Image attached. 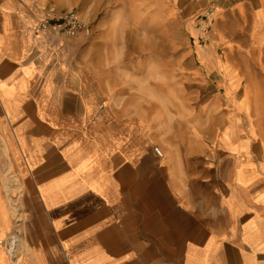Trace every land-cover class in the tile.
<instances>
[{
  "label": "crops",
  "instance_id": "0c3cea01",
  "mask_svg": "<svg viewBox=\"0 0 264 264\" xmlns=\"http://www.w3.org/2000/svg\"><path fill=\"white\" fill-rule=\"evenodd\" d=\"M186 3L190 36L206 0ZM239 5L187 49L198 84L157 106L77 68L76 41L33 33L28 0H0V242H22L15 260L0 244V264H264V102L217 54Z\"/></svg>",
  "mask_w": 264,
  "mask_h": 264
},
{
  "label": "rangeland",
  "instance_id": "374dc122",
  "mask_svg": "<svg viewBox=\"0 0 264 264\" xmlns=\"http://www.w3.org/2000/svg\"><path fill=\"white\" fill-rule=\"evenodd\" d=\"M28 1L38 13V20L31 28L33 33L48 35L51 39L76 41L77 59L73 56L71 62H75L77 68L84 70L92 67L98 77L109 75L114 79L119 74L125 78L120 82L110 79V87L137 88V84L142 90H153L157 106L179 102L183 99L181 94L184 90L198 84L185 77L188 71L185 59L187 49H200L206 45L218 11L234 14L236 7L243 4L247 6L246 13L236 33L233 35V28L229 30L232 44L227 49L226 44L219 46L217 54L224 59L228 57L236 67L253 78V87L261 91L256 99L264 102V82L258 75L259 66L254 64L257 60L262 62L264 70V29L257 31L253 26L257 11L264 9V0H206V5L193 18L194 34L190 36L183 28L182 13L187 8L186 2L191 0ZM210 9L213 12L211 24L201 34L199 22ZM66 13L74 14L80 22L81 28L73 34L66 35L50 28L33 29L48 18ZM253 34H258L262 39V48H255L252 41L257 38L250 39ZM132 74H140V77L133 80ZM209 78V86L217 88L219 73L213 72ZM21 244V241L16 242L14 260L20 257Z\"/></svg>",
  "mask_w": 264,
  "mask_h": 264
},
{
  "label": "built area",
  "instance_id": "2783aa9c",
  "mask_svg": "<svg viewBox=\"0 0 264 264\" xmlns=\"http://www.w3.org/2000/svg\"><path fill=\"white\" fill-rule=\"evenodd\" d=\"M211 15L213 16L212 10L206 11L205 16L199 22L202 26L201 34H203L211 24ZM46 28H50L53 31L61 32L66 35L73 34L75 31L81 28L79 20L74 16V14L66 13L59 16H54L46 19L41 24L35 26L34 30H44ZM200 42H202L203 38L200 36ZM15 240V243L13 241ZM18 240L11 239L7 243L3 241L0 242L2 246H5V249L14 257L16 255V242ZM19 242V241H18ZM12 251V252H10Z\"/></svg>",
  "mask_w": 264,
  "mask_h": 264
},
{
  "label": "bare ground",
  "instance_id": "6f19581e",
  "mask_svg": "<svg viewBox=\"0 0 264 264\" xmlns=\"http://www.w3.org/2000/svg\"><path fill=\"white\" fill-rule=\"evenodd\" d=\"M263 1V0H261ZM236 9L239 10L240 14L242 15V12H243V8H241V5L237 6ZM264 12V11H263ZM255 24L259 27H263L264 26V13H259L257 16H256V21H255ZM262 39L260 38L259 39V42H261ZM13 243H15V240L13 241ZM12 252V251H10Z\"/></svg>",
  "mask_w": 264,
  "mask_h": 264
}]
</instances>
